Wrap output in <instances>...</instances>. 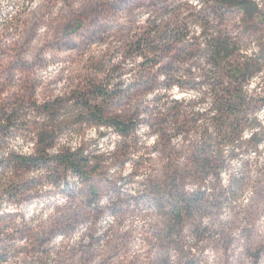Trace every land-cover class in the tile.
Wrapping results in <instances>:
<instances>
[{
	"label": "clouds",
	"instance_id": "obj_1",
	"mask_svg": "<svg viewBox=\"0 0 264 264\" xmlns=\"http://www.w3.org/2000/svg\"><path fill=\"white\" fill-rule=\"evenodd\" d=\"M0 264H264V0H0Z\"/></svg>",
	"mask_w": 264,
	"mask_h": 264
}]
</instances>
